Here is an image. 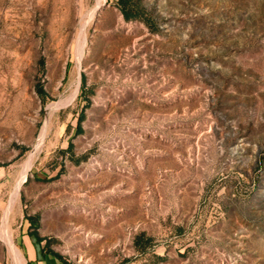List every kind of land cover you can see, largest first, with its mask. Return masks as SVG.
Wrapping results in <instances>:
<instances>
[{
	"label": "rangeland",
	"instance_id": "1",
	"mask_svg": "<svg viewBox=\"0 0 264 264\" xmlns=\"http://www.w3.org/2000/svg\"><path fill=\"white\" fill-rule=\"evenodd\" d=\"M130 1L0 0L10 222L66 264H264V0Z\"/></svg>",
	"mask_w": 264,
	"mask_h": 264
},
{
	"label": "crops",
	"instance_id": "2",
	"mask_svg": "<svg viewBox=\"0 0 264 264\" xmlns=\"http://www.w3.org/2000/svg\"><path fill=\"white\" fill-rule=\"evenodd\" d=\"M11 180L12 177L4 174L0 167V244L8 247L11 253L7 256L2 254L0 264H66L43 251L40 243H37L24 227L15 228L13 221L10 222L9 217L16 205V198L8 190L10 187L7 184L12 182Z\"/></svg>",
	"mask_w": 264,
	"mask_h": 264
},
{
	"label": "trees",
	"instance_id": "3",
	"mask_svg": "<svg viewBox=\"0 0 264 264\" xmlns=\"http://www.w3.org/2000/svg\"><path fill=\"white\" fill-rule=\"evenodd\" d=\"M130 3H131L130 0H117V7L119 8V11L121 12V15L125 20H131L139 17L136 13H133V8H132L133 6ZM36 93L39 95V97L44 96V91L40 87L37 88ZM29 235L33 237L37 243L41 242V240L38 238L36 233L30 232ZM48 253L55 256L59 260H62V258L58 254H55L51 251H49Z\"/></svg>",
	"mask_w": 264,
	"mask_h": 264
}]
</instances>
